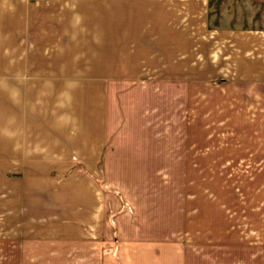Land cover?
I'll list each match as a JSON object with an SVG mask.
<instances>
[{
    "label": "rangeland",
    "instance_id": "1",
    "mask_svg": "<svg viewBox=\"0 0 264 264\" xmlns=\"http://www.w3.org/2000/svg\"><path fill=\"white\" fill-rule=\"evenodd\" d=\"M37 1L44 6L53 5V0ZM59 1L60 10H68L71 0ZM72 1L97 8L75 14L82 28V48H87L88 42H103L101 34L107 20L116 27L114 40L125 34L137 38L125 47L128 53L133 51L136 63L125 57L126 62L116 67L112 61L114 74L133 68L130 76L139 84L154 81L162 90L178 88L182 93L187 89L194 97L197 91L202 96L201 108L192 110L191 127L188 126L203 152L194 158L203 171L110 174L130 193L137 191L131 188L132 181L145 186L144 194L132 199L138 205L144 227L151 233L147 235L150 241L160 236L162 243L151 242L160 255L156 262L155 257L148 262L167 264L162 254L166 252L164 244L178 242L177 236L186 228V264H264V0ZM105 4L121 6L124 11L100 12ZM73 5L75 10L76 4ZM68 27V23L64 25L72 35L73 29ZM84 27L95 34L94 39L89 40ZM34 32L40 39L43 31L37 28ZM171 44L176 52H169ZM169 67L187 69L188 76L176 77L173 70L168 74ZM181 79L187 86L174 84ZM108 83L112 84L111 77ZM82 84H87L84 78ZM119 96V105L126 106V93ZM35 100L38 105H33L34 110L18 107L15 116L5 105L0 107L2 149L8 152V146L13 145L23 154L0 155V264H114L90 248L96 245L91 241L100 239L98 236L81 238L71 220L51 217L68 214L64 211L68 208L64 192L72 183L62 187L60 175H43L51 168L63 173L69 163L65 157L53 155L55 151L51 149L56 150L57 144L41 129V116L46 109L40 110V98ZM163 104L159 117L166 137L159 140V145L169 143L168 119L176 126L184 124L176 117H166L169 110ZM200 118L204 124L199 123ZM9 119L15 121L9 128L12 136L2 123ZM151 129L152 126L145 131L146 135L152 134ZM129 132H135V128H129ZM146 135L142 130L137 135L145 140L142 145H150ZM118 136L115 133L114 140L109 141L112 149L118 150V155H112L113 163L126 160L119 155L127 144H139ZM183 162L182 158L179 164ZM166 182L176 186L170 187ZM174 192H184L181 205L172 201ZM146 200L152 203L146 205ZM158 204L160 212L154 209ZM47 216L50 219L43 220Z\"/></svg>",
    "mask_w": 264,
    "mask_h": 264
},
{
    "label": "crops",
    "instance_id": "2",
    "mask_svg": "<svg viewBox=\"0 0 264 264\" xmlns=\"http://www.w3.org/2000/svg\"><path fill=\"white\" fill-rule=\"evenodd\" d=\"M52 3L44 6L37 0H0V107L5 105L15 116L18 107L34 110L33 105H38L35 99L40 98V110L43 107L46 109L45 115L41 117L48 120L46 123L41 119V129L57 144L56 150L50 145L51 150L55 151L53 155L65 157L69 165L63 173L51 168L43 175H60L63 178L60 183L62 187L72 183L64 192L65 205L68 207L64 211L68 214L61 218L55 215L51 217L62 221L66 219L67 222L71 220L75 223L77 234L82 235L81 238L98 236L100 239L97 241L88 240L96 243L90 248L96 249L95 254L101 259L106 258L114 264H154L148 261L155 257L156 262L160 254L156 247L151 246V242L162 244L160 236L150 241L147 235L151 233L144 227L138 205L132 199L143 195L145 186L132 181L131 188L137 191L130 193L128 187L112 180L110 174L203 171L201 166L194 163V158L203 152L199 151L197 141L190 134L191 112L201 108L202 96L197 91L194 97V93L187 89L182 93L178 88L162 90V86L154 81L139 84L130 76L133 68L114 74L112 61L116 62V67L126 62L125 57L132 64L136 63L133 51L128 53L125 47L137 38L125 34L114 40L113 28L116 27L112 20H107L101 34L103 42H88L89 46L82 48V28L75 14L94 12L97 8H87L71 0L68 10H60L61 5L58 3L61 1L53 0ZM73 3L77 7L75 10ZM99 11L113 14L124 10L121 6L105 4ZM64 13L72 16L64 15V18L61 15ZM67 23L73 29L72 35L66 32L67 28L64 29ZM37 28L43 31L40 39L34 32ZM84 29L89 40L95 38L89 27ZM63 30L67 36L64 39ZM102 35L105 37L102 38ZM261 43L264 46V42ZM169 52H176L172 44ZM81 60L84 61L78 64ZM170 70L176 72V77L188 76L187 69L169 67L168 74ZM109 77L112 84H106ZM82 78L87 84H82ZM175 83L187 86V82L182 79L175 80ZM124 93L126 106L119 105V94ZM162 103L169 110L166 117H176L180 123H184L176 126L171 118L168 119L167 145H159V140L166 137L160 126ZM63 115L65 117L60 118ZM201 119L199 123L204 124ZM2 123L12 136L13 132L9 128L15 121L12 123L9 119ZM149 125L152 126V134L146 135L148 132L145 131L151 127ZM118 126L121 127L118 129ZM129 126L134 127L135 132H129ZM140 130L147 136L150 145L141 144L145 140L137 136ZM115 133L119 134L120 140L139 143L136 146L130 143L121 149L119 156L126 160L117 163H113L112 155H118V150L112 149L109 142L114 140ZM5 151L0 143V155H23L13 145L8 146V152ZM182 158L184 162L179 164ZM165 185L176 186L174 182H166ZM156 194L160 198L159 188ZM183 195L184 192H174L172 201L181 205ZM151 203V200L144 202L146 205ZM159 206L161 204L155 205L154 209L160 212ZM181 212L185 217V210ZM46 219L50 217L43 218ZM177 237L178 242L175 244L163 246L166 252L162 251V254L167 264H186V252L189 251V245L184 244L187 241L186 228Z\"/></svg>",
    "mask_w": 264,
    "mask_h": 264
}]
</instances>
